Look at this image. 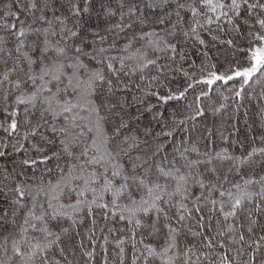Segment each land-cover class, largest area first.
Instances as JSON below:
<instances>
[{"label": "snow or ice", "instance_id": "6c2138e0", "mask_svg": "<svg viewBox=\"0 0 264 264\" xmlns=\"http://www.w3.org/2000/svg\"><path fill=\"white\" fill-rule=\"evenodd\" d=\"M0 264H264V0H0Z\"/></svg>", "mask_w": 264, "mask_h": 264}, {"label": "trees", "instance_id": "16d2710c", "mask_svg": "<svg viewBox=\"0 0 264 264\" xmlns=\"http://www.w3.org/2000/svg\"><path fill=\"white\" fill-rule=\"evenodd\" d=\"M254 118V117H253ZM251 122V121H250Z\"/></svg>", "mask_w": 264, "mask_h": 264}]
</instances>
